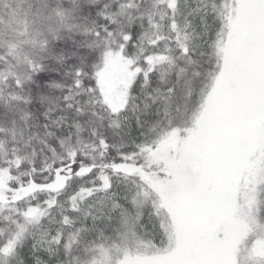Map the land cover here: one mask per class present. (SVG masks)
<instances>
[{"label":"snow or ice","instance_id":"obj_1","mask_svg":"<svg viewBox=\"0 0 264 264\" xmlns=\"http://www.w3.org/2000/svg\"><path fill=\"white\" fill-rule=\"evenodd\" d=\"M0 264H264V0H0Z\"/></svg>","mask_w":264,"mask_h":264}]
</instances>
